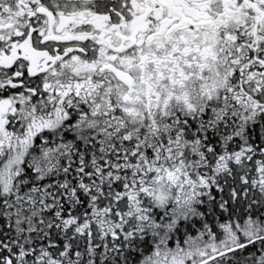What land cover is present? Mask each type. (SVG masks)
Instances as JSON below:
<instances>
[{
  "label": "snow or ice",
  "instance_id": "snow-or-ice-1",
  "mask_svg": "<svg viewBox=\"0 0 264 264\" xmlns=\"http://www.w3.org/2000/svg\"><path fill=\"white\" fill-rule=\"evenodd\" d=\"M0 264H264V0H0Z\"/></svg>",
  "mask_w": 264,
  "mask_h": 264
}]
</instances>
